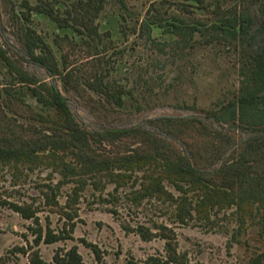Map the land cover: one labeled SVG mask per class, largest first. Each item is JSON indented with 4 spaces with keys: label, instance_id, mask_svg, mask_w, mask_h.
Listing matches in <instances>:
<instances>
[{
    "label": "trees",
    "instance_id": "1",
    "mask_svg": "<svg viewBox=\"0 0 264 264\" xmlns=\"http://www.w3.org/2000/svg\"><path fill=\"white\" fill-rule=\"evenodd\" d=\"M113 1L124 12L120 15L131 16L126 0H38L36 5L23 0L22 11L16 12L29 61L59 76L68 92L82 96L90 111L106 121L120 113L129 93L111 78L115 67L104 54L116 47L108 39L111 33L105 39L97 21ZM197 1L205 7L204 0ZM211 6L214 11L209 19L188 20L150 11L133 31L160 55L177 53L198 42L222 44L228 53L236 52L242 63L238 92L217 108H199L222 127L191 116L151 119L158 131L113 125L89 130L77 120L57 86L30 72L24 59L11 55L0 42V166L17 172L44 167L51 169V180L55 174L60 176L43 185L39 205L0 195V205L33 221V243L16 247L31 254V264H47L38 248L41 243L74 239L80 199L89 186L102 192L113 185L109 194L115 200L120 189L130 187L131 201L139 205L155 199L168 204L173 207V222L179 224L194 219L212 222L213 212L229 208H235L241 226L247 214L260 213L264 218V132L240 139L235 130L224 127L239 124L264 131V0H215ZM35 12L63 31L58 33L66 42L61 58L29 24ZM121 30L126 34L123 26ZM74 55H81L89 65L79 66ZM158 62L162 64L160 57ZM65 185L72 189L62 204L59 197ZM45 208L64 218L59 230L52 227L49 217L42 223L39 213ZM157 228L152 231L143 224L132 228L144 240H165L166 255L151 257L150 264H193L188 253L179 250L176 231L164 223ZM83 241L102 264L100 248ZM11 259L1 255L0 264ZM51 264L87 263L79 246L72 245L56 250Z\"/></svg>",
    "mask_w": 264,
    "mask_h": 264
},
{
    "label": "rangeland",
    "instance_id": "2",
    "mask_svg": "<svg viewBox=\"0 0 264 264\" xmlns=\"http://www.w3.org/2000/svg\"><path fill=\"white\" fill-rule=\"evenodd\" d=\"M36 5L38 0H29ZM204 0L203 8L197 0H126L131 16L124 13L119 5L107 3L102 10L98 23L100 31L108 37L116 48L105 52L106 59L115 69L111 78L122 83L129 93L120 113L109 120L97 118L85 104L82 96L68 92L59 76L52 75L40 65L31 61L23 46V30L20 16L23 0H0V42L11 55L24 59L26 68L40 79L57 86L65 96L77 120L89 130H100L104 126H140L158 131L150 120L159 117H202L205 121L222 127L214 119L207 118L199 108H217L222 101L233 98L240 87L241 61L235 51L228 53L222 44L198 42L193 47L179 50L171 55H160L146 38L139 37L134 27L140 25L147 13L152 11L166 16L177 14L188 20L209 19L213 17L214 6ZM160 11H158L157 9ZM53 47L58 58L62 56V46L66 42L59 34L63 31L46 16L34 13L29 23ZM122 26L124 31L121 30ZM71 34V33H70ZM156 36L160 34L156 33ZM107 39V40H108ZM60 43V44H59ZM122 49L123 52L119 53ZM74 55L73 61L86 68L88 62ZM159 57L161 63L158 62ZM160 75V77H159ZM196 105L198 108H193ZM225 128L235 130L240 139L261 134L238 125L225 124ZM179 144L180 142L177 141ZM181 145V144H180ZM182 146V145H181ZM51 169L38 168L34 171L23 169L17 172L10 166H0V195L11 201H43L41 189L49 181H58L55 174L52 180ZM173 190V188L170 186ZM72 185H65L59 201L64 204ZM131 188L120 189L115 200L109 193L113 185L100 192L89 186L79 203V216L74 231V239L53 244L41 243L38 246L47 264L60 247L78 245L87 264H99L96 254L87 242L100 248L102 264H150L151 257L165 256V240L154 238L144 240L132 231L143 224L157 231V225L164 223L172 227L178 236L179 250L187 252L193 264H264V218L262 214H247L241 220L235 208L212 213V222L197 219L189 224L173 222V207L157 200H144L135 204L128 197ZM111 201H103L100 197ZM39 213L45 225L47 217L55 230H59L64 218L49 209ZM32 220L23 218L18 212L0 205V256L12 257L8 264H31V254H23L16 247L33 243L34 234L30 228ZM37 248V247H36Z\"/></svg>",
    "mask_w": 264,
    "mask_h": 264
}]
</instances>
